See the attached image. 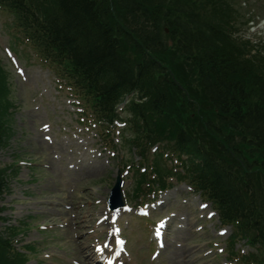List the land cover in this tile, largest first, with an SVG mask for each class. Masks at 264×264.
<instances>
[{
	"label": "trees",
	"instance_id": "trees-1",
	"mask_svg": "<svg viewBox=\"0 0 264 264\" xmlns=\"http://www.w3.org/2000/svg\"><path fill=\"white\" fill-rule=\"evenodd\" d=\"M42 1V6L51 9L44 29L39 30L43 44L70 60V81L81 91L95 93L100 106L132 92L143 95L145 101L138 108L133 106L140 117L141 134L168 136L177 140L179 148L197 154L195 128L199 126L227 148L234 142L223 135L222 128L230 134L248 131L255 147L264 151V83L253 75L220 27L202 23L193 15L190 7L200 0ZM171 37L182 51L177 60L172 53L175 48L166 44ZM127 45L137 54V62L123 55ZM182 59L187 65L178 64ZM184 67L197 73L203 98L185 95L174 84L171 76H182ZM209 112L216 113L221 129L204 124ZM212 173L205 176L218 185V194L227 201L225 212L231 217L248 212L247 226L264 232V194L257 214L259 206L243 207L240 196L228 192V173L217 171L215 177ZM1 186L0 178V190ZM7 247L0 241V264H21L22 258L6 255L10 253Z\"/></svg>",
	"mask_w": 264,
	"mask_h": 264
},
{
	"label": "rangeland",
	"instance_id": "rangeland-1",
	"mask_svg": "<svg viewBox=\"0 0 264 264\" xmlns=\"http://www.w3.org/2000/svg\"><path fill=\"white\" fill-rule=\"evenodd\" d=\"M260 6L264 7V0H262ZM3 19L7 20V18ZM249 35L251 34L249 33ZM5 42L3 37L0 38V59L6 69L10 70L15 77L3 54L2 48L5 46ZM24 73L26 80L15 77L12 86L14 95H12V99L25 105L23 102L26 101V104H28V99L34 95L35 102L25 111V115L21 113L15 115L13 135L8 147L0 155V163L8 164L15 160L21 161L20 163L34 161L36 165L40 166L27 168L26 165L25 168H21L17 183L16 180L10 182L11 192L0 203V207L5 205V209L8 208L4 216L9 219L10 224L16 221L15 218L31 216L33 220H29V222L32 226H35L43 222V207L52 212L53 210L49 207V204L63 198H69L66 190H74L75 193L79 191L87 197V200H84L79 195H73L77 204H84L85 202L91 204L92 192L95 189L110 188L117 166L114 158L111 157L113 156L112 153L103 150L100 134L96 131L89 132L85 126L73 121L68 114L69 109L65 107L63 102L57 101L60 93L55 87L52 76L46 72L42 73L39 79L33 69L26 70ZM47 76L48 78H46ZM20 84L26 86L23 87ZM31 86L34 88L33 93L28 92ZM38 90L40 92L37 94ZM39 123L51 125V133L42 132L41 134L53 136L52 139H49V141L43 140L42 135L37 131ZM80 131L82 135L77 136ZM116 133L114 131L112 138L113 143L117 146L114 150L115 154L120 143V137L117 138ZM47 142H50V144ZM118 154L125 155L126 151L120 150ZM14 155H16V158H12ZM91 158L97 160L94 162L96 171H91L92 174L89 175L84 174L82 177L74 178L72 172H77L79 164H87V161H91ZM68 164L72 165L71 169L67 168ZM46 165H48V168H45ZM100 178L104 179L105 182H99ZM29 181L31 184H28ZM21 190L27 191V198L22 197ZM101 191L106 190L101 189ZM174 191L175 193L169 197V204L163 209V215L170 209L174 212V217H171L170 226L167 229L165 255L159 261L160 264H173L177 260L178 264H181L184 260L188 263L194 260V263H196L200 261V251L197 249V241L192 240L190 229L182 228L180 231H174L172 225L177 224L176 222L179 219L180 224L187 225V228H189L188 226L192 221L188 216L195 217L199 201L193 195L188 194L183 185L176 186ZM184 213H188V216H184ZM8 215L10 216L8 217ZM54 216L53 213L48 214V220H51ZM67 216L72 215L67 213ZM183 217H186L187 220ZM180 219L182 221L186 220V222L183 224ZM134 222L138 225L145 224L144 220H134ZM124 223L125 221H122L123 225ZM213 223L215 224V222ZM126 234L130 236L129 231ZM147 234L148 238H151L150 232H147ZM51 235H54V233H51ZM55 238L58 239L51 243V238L48 236L42 237L30 233L22 244L25 245L39 240V242H42L43 247H49L47 251L54 250L55 253L68 254L72 258H79V248L68 228L65 231L56 232ZM152 250L153 248L145 255V261L151 262L149 255Z\"/></svg>",
	"mask_w": 264,
	"mask_h": 264
}]
</instances>
